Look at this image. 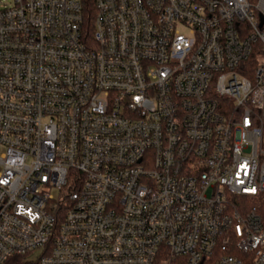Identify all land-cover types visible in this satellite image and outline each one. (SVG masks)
Wrapping results in <instances>:
<instances>
[{"label": "built area", "instance_id": "1", "mask_svg": "<svg viewBox=\"0 0 264 264\" xmlns=\"http://www.w3.org/2000/svg\"><path fill=\"white\" fill-rule=\"evenodd\" d=\"M86 2L0 8V264H264V0Z\"/></svg>", "mask_w": 264, "mask_h": 264}, {"label": "trees", "instance_id": "2", "mask_svg": "<svg viewBox=\"0 0 264 264\" xmlns=\"http://www.w3.org/2000/svg\"><path fill=\"white\" fill-rule=\"evenodd\" d=\"M95 15V9L92 0H87L85 4V21H84V33L85 39H91L93 31V18ZM259 211L264 215V195L259 204ZM65 209L62 207V203L58 206L57 210H54L55 215L58 218V223L61 222L64 216ZM6 264H39L36 260L24 257L22 255L14 254L10 256Z\"/></svg>", "mask_w": 264, "mask_h": 264}, {"label": "rangeland", "instance_id": "3", "mask_svg": "<svg viewBox=\"0 0 264 264\" xmlns=\"http://www.w3.org/2000/svg\"><path fill=\"white\" fill-rule=\"evenodd\" d=\"M12 2V0H0V8H3L5 5H8ZM183 32H187L188 30L187 29H182ZM2 150V147L0 145V151ZM38 252H40V250H38ZM35 255H32L31 257H33Z\"/></svg>", "mask_w": 264, "mask_h": 264}]
</instances>
